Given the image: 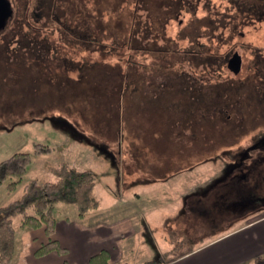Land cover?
<instances>
[{"label": "rangeland", "instance_id": "rangeland-1", "mask_svg": "<svg viewBox=\"0 0 264 264\" xmlns=\"http://www.w3.org/2000/svg\"><path fill=\"white\" fill-rule=\"evenodd\" d=\"M95 1H12L14 19H22L20 29L41 26L47 47L50 51L56 48L57 55L46 57L51 68L32 66L35 58L24 48L25 43H15L14 34L6 38L8 48L1 47L0 160L24 151L30 153L31 161L13 191L7 190L6 182L0 185V206L18 198L30 179L55 180L53 168L61 162L89 169L98 206L78 217L73 205L58 203L54 215L89 225L97 220L131 218L133 231L121 244L119 260L128 264L168 263L214 238L264 219V204L258 200L264 197V177L256 186L252 183L255 209H233L237 205L231 203L239 198L234 196L236 192L221 196L226 186L240 187L232 178L237 169L222 177L232 166L219 157L229 159L222 150L232 147L229 122L237 120L238 111L211 110V101L207 106V99L196 98L197 93L211 96L221 91L219 85L214 92L207 86L200 88L201 78L220 77L208 72V78L203 62L212 61L216 67L222 55L240 42L249 45L238 52L244 60L254 62L255 48L264 47V33H259L264 31V21L255 23L257 31L242 21L243 11L236 1L244 0H97L96 9ZM46 13L58 15L57 27L41 21V16L36 21L33 15ZM12 27L8 24L7 28ZM241 29L243 37L237 34ZM189 48H197L199 55L186 52ZM156 81L162 85L157 87ZM169 89L173 108L167 106ZM245 95L250 100L248 92ZM252 108L246 103L240 109L245 115V133L264 127V116ZM240 140L241 144L250 141ZM35 144L50 150L36 153ZM254 169L264 176V162ZM221 199L225 201L222 205L216 202ZM100 211L103 213L96 214ZM17 222L18 216L15 226ZM26 229L30 228L17 227L10 264H16L19 250L27 247L21 236ZM262 229L264 220L255 226V232ZM252 230L245 229L240 238L253 234ZM233 238L215 249L230 246L234 251ZM44 258L34 256L33 260L38 264ZM243 264H264V253Z\"/></svg>", "mask_w": 264, "mask_h": 264}, {"label": "flooded vegetation", "instance_id": "flooded-vegetation-1", "mask_svg": "<svg viewBox=\"0 0 264 264\" xmlns=\"http://www.w3.org/2000/svg\"><path fill=\"white\" fill-rule=\"evenodd\" d=\"M11 3V8L13 4V0H9ZM236 4L238 5L239 10L243 11L241 19L242 21L246 22V24L252 25L255 30L257 31V26L255 23H259L260 21H264V0H244V1H236ZM13 11V8H12ZM35 15V20L37 21L38 16L43 17L41 21H45L50 26H56L57 22L60 23L61 19L56 15L55 13H46V14H33ZM15 21V22H12ZM57 21V22H56ZM22 22V19H14V13L12 12L11 16L7 19L5 27L3 30L0 31V36L3 33V38L1 42L0 38V50L5 48L7 44L6 38L14 34L17 36L16 42L19 46L22 45L24 48H26L27 51H31L32 58L35 60L31 61V65L33 66V63L37 65L38 67H46L48 65L49 68L52 67V62L50 59L46 57L56 56V48L52 49L50 51L49 47H47L46 43V37L47 35L45 33H42L40 30V27L38 25H32V27L26 31L23 29H20V24ZM56 22V23H55ZM55 23V24H54ZM8 24H10V27L13 24V29H9ZM27 24V21H26ZM64 25V28H66V24L62 22V26ZM39 27V28H38ZM57 27V26H56ZM7 28V29H6ZM54 29H51L53 31ZM262 35L264 31H259ZM77 34V33H75ZM238 36L243 37L245 34L244 30H238L237 31ZM198 45L202 46V43H198ZM249 45L248 43H239L236 45V48L231 47L226 53L222 55L223 60L219 62L216 67L213 65L212 61L209 62H203L205 64L204 73L205 75L211 74V76L214 74V72L219 74V76L216 77V80H213L212 77L209 78V80H203L200 79L201 87L207 86L208 90H212L214 92V86H220L221 91L217 92L210 96L209 93H197L196 98H200L201 100H208L207 106L209 102L211 101L212 109L214 107L219 108L223 107V112H235L238 111L237 120H232L229 122L230 129H231V135L233 136L231 139H229L228 143L229 146H232L231 148H226L222 150V153L226 154L229 159H225L222 156H219L221 159L226 161L225 163L228 164V166H232L230 169L225 170L222 177H226L230 172L229 170H238L237 173L235 172L232 174L233 181L235 182V185H239L240 187H236L232 189L229 186H226V189H224L221 196H224L225 194L228 195L230 193L236 192L234 196L239 197L236 199L235 202H232V205H237V208L233 207V209H239V210H245L249 207H256L255 204L257 202V198L255 194H252V189L254 186H252L253 182L257 183L263 179V174L260 170L256 171L254 169L255 166L258 164H261L264 162V154L261 151V149H264V127H261L260 130H258L256 133L247 131V133L243 132V129L245 130L246 127L242 125V122L245 119V115L240 113V109L245 105L246 103H249L253 108V112H258L262 116H264V47L259 46L255 48L257 51L255 52V59L254 62L251 60L243 59L242 55L238 52V48H242L243 46ZM7 47V46H6ZM204 47V46H203ZM8 48V47H7ZM233 48V49H232ZM153 49V48H152ZM186 52L191 53L194 56L199 55V50L196 49H187ZM154 54V53H153ZM209 54V53H207ZM212 54V52L210 53ZM239 56V67L238 69L235 68L236 66L230 63V60L235 57V55ZM46 55V56H45ZM39 57V59H38ZM38 59V60H37ZM61 59V58H60ZM65 61V60H64ZM80 68V65H79ZM209 72V74H208ZM227 72V74H226ZM204 74L202 71L200 72ZM228 73H231V76H228ZM193 78L194 75H197V72L195 74H191ZM225 75V76H224ZM219 77V78H218ZM160 81V80H159ZM156 81V86L160 87L162 85V82ZM196 79L193 81V88L195 85ZM205 82V83H203ZM169 87H173L170 83H168ZM175 90H177L178 85H176V82L174 83ZM157 87H153L152 89H156ZM134 88V87H133ZM199 88V89H200ZM195 89V88H194ZM172 89L168 90L167 96V106L170 108H173L170 105L171 101V91ZM246 92H248V96L250 100L246 97ZM253 92V93H251ZM206 100V102H207ZM146 104V103H145ZM176 105V103H175ZM195 111L198 109L195 108ZM209 110V109H208ZM218 110V109H217ZM174 111V110H173ZM219 111V110H218ZM245 113V112H244ZM227 114V113H226ZM229 121V120H228ZM242 125V126H241ZM261 125V123H259ZM236 131V132H235ZM244 137L246 139H249L248 144H241L240 138ZM239 140V141H238ZM259 151L261 154H259ZM221 155V153H220ZM235 166H238L234 169ZM254 171V172H253ZM255 173V174H253ZM236 176V177H235ZM252 177V178H250ZM238 178V179H237ZM224 185H228V183H224ZM219 194V195H220ZM252 198H251V197ZM222 200V201H221ZM219 201H216L217 203H225L223 199ZM261 201L262 204H264V197H261V199H258ZM217 205V204H216ZM222 205V204H221ZM220 205V206H221ZM225 207H228L227 204H225ZM220 206H216L215 208H219ZM220 209V208H219ZM255 209V208H254ZM240 213V211H239ZM238 213V214H239Z\"/></svg>", "mask_w": 264, "mask_h": 264}, {"label": "trees", "instance_id": "trees-1", "mask_svg": "<svg viewBox=\"0 0 264 264\" xmlns=\"http://www.w3.org/2000/svg\"><path fill=\"white\" fill-rule=\"evenodd\" d=\"M50 147L35 144L34 152L47 153ZM31 161L29 152L15 151L0 160V185L6 182L8 191H13L22 181ZM55 180L38 182L30 179L24 184L18 198L0 206V264H10L16 251V232L18 228H43L47 239L35 248L37 257L50 252L63 255L67 248L54 237L56 204H71L78 217H83L98 206L95 193V179L89 169L61 162L53 168ZM18 216L17 226L14 218ZM60 264H68L63 260ZM87 264H128L126 261H112L107 249H100L88 257ZM158 264V263H152Z\"/></svg>", "mask_w": 264, "mask_h": 264}, {"label": "crops", "instance_id": "crops-1", "mask_svg": "<svg viewBox=\"0 0 264 264\" xmlns=\"http://www.w3.org/2000/svg\"><path fill=\"white\" fill-rule=\"evenodd\" d=\"M97 3L96 0L95 9ZM102 213L103 211L96 212V214ZM130 219L129 217H118L116 220L114 219L115 221L100 222L97 220L89 225L87 221L78 222L69 218H56L54 237L63 247L67 248V252L63 255L56 252L42 255L41 257H45V260L38 264H60L63 260H66L68 264H87L88 257L102 248L109 251L112 261H119L122 255L121 244L133 231L131 229L133 227H130L132 223V219ZM263 220L259 218L247 226H243L245 228L242 227L235 232L214 238L164 264H243V262L264 253V229L262 232L260 230L255 232V226ZM128 227L130 228L127 229ZM251 227H253V234L250 233L249 236L240 238L243 235L242 231ZM21 236H23L22 239L24 238L27 247L23 252L19 250L16 264H36L33 260L35 256L33 252L40 242L45 241L43 228L23 230ZM230 237H235L231 239L232 245L236 246L234 251H231L230 246L222 251L219 250L220 246L215 249L220 242ZM246 245H251V247L246 250ZM231 252H234L232 256H230Z\"/></svg>", "mask_w": 264, "mask_h": 264}, {"label": "water", "instance_id": "water-1", "mask_svg": "<svg viewBox=\"0 0 264 264\" xmlns=\"http://www.w3.org/2000/svg\"><path fill=\"white\" fill-rule=\"evenodd\" d=\"M12 8H11V3L9 0H0V31L3 30L5 27L7 19L11 16L12 14ZM230 63L235 65V71L239 67V56L236 54L235 57L230 60Z\"/></svg>", "mask_w": 264, "mask_h": 264}]
</instances>
